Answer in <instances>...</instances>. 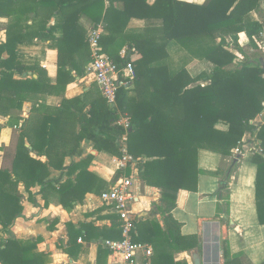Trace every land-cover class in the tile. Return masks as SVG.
Masks as SVG:
<instances>
[{
  "label": "trees",
  "instance_id": "16d2710c",
  "mask_svg": "<svg viewBox=\"0 0 264 264\" xmlns=\"http://www.w3.org/2000/svg\"><path fill=\"white\" fill-rule=\"evenodd\" d=\"M262 1L205 0L198 5L178 0H155L152 4L149 0H110L106 8L104 0H0V17L10 19L7 40L0 45V109H21L24 92L54 93L61 87L66 88L77 76L86 75L92 57L87 31L80 22L82 17L89 18L96 26L104 24L100 40L102 52L120 70L128 63L133 65L136 80L131 88L118 90L117 110L109 109L106 100L97 97L79 140L90 139L98 151L122 158L119 141L126 135V151L134 160L142 184L160 190L161 198L155 208L164 217L163 226L158 220L144 222L137 218L132 235L135 243L153 248L152 264H187L176 262L175 254L200 247L197 236L181 235V224L172 216L179 192L197 189L198 151L231 156L248 132L256 135L260 150L254 152L250 161L257 166L256 208L259 222L264 226V125L257 128L252 124L264 112V69L258 60L246 57L239 43L240 34H245L249 46L258 49L264 26L254 13ZM117 3L122 4L121 10L116 9ZM151 19L162 21L161 26L149 27L142 34L126 33L131 21ZM36 42L48 43L57 49L58 74L54 86L47 82L46 74L40 73V69L36 71L39 72L37 79L23 78L25 70L32 68L19 60L18 48ZM169 46L186 54L188 60L212 65V70L192 77L185 67L172 69L163 64L168 59ZM124 47H127L126 56L121 57ZM134 49L142 55L139 65L129 57ZM239 55L245 60L240 62ZM16 74L21 77L15 78ZM121 116L129 119L128 130L118 125ZM49 122L50 131L41 138L42 148L46 147L47 151L53 145L55 129L54 122ZM219 125L226 129L218 128ZM25 139L26 135L20 134V147L15 155L11 154L12 168L7 165L0 168V229L3 232L11 229L23 215L24 196L20 185L27 192L36 184L43 191L56 189L48 181V165L30 156ZM32 146L38 150L36 144ZM0 149L5 151L7 163L8 148ZM64 157L60 163L52 160L50 163L64 169ZM82 164L80 171L81 164L69 167V174L76 176L60 184L57 190L65 209L82 203L88 193L102 196L119 179L131 176L128 166L107 182L87 170V161ZM99 219L111 220L112 224L110 227H97L92 222L79 226L67 224L69 241L64 252L72 260L76 261L83 250L79 239L88 244L99 239L102 243L97 264L108 263L112 253L104 243L122 239L121 221L117 214ZM41 241L40 237L1 239L0 264H49L50 255L38 250ZM224 254L226 264H235L238 257L231 258L228 245Z\"/></svg>",
  "mask_w": 264,
  "mask_h": 264
},
{
  "label": "crops",
  "instance_id": "0c3cea01",
  "mask_svg": "<svg viewBox=\"0 0 264 264\" xmlns=\"http://www.w3.org/2000/svg\"><path fill=\"white\" fill-rule=\"evenodd\" d=\"M154 1L149 0V3L152 4ZM178 1L200 5L205 0ZM104 3L108 8L110 0H104ZM115 7L121 10L122 4L117 3ZM254 17L264 26V0L260 4L259 13L255 12ZM9 22L10 19L0 17V45L7 40ZM80 22L87 31V36L96 26L87 17H82ZM31 23L32 20H29L28 24ZM51 24H54V20ZM161 24L160 20H133L126 33L142 34L147 28L158 27ZM98 26H102L104 34V24ZM239 43L243 49L247 46L251 54H264V32L259 39L258 49L249 46L245 34H240ZM124 50H127V47L121 50V57ZM134 54H136L135 60H133ZM168 54V59L163 61V64L169 65L172 69L185 67L192 77L210 72L213 68L203 61L188 60L186 54L178 52L175 46L168 47ZM4 57L8 56L5 54ZM129 57L135 64L139 65L142 62V55L135 49L130 52ZM18 58L25 67L32 68L25 70L23 78L37 79L39 72L36 71L40 69V73L46 74L47 82L52 86L56 85L58 74L56 48L43 42H36L34 45L23 44L18 48ZM256 60L264 69V56ZM20 77V74L15 75L17 79ZM99 96L103 98L92 76L86 71L85 76H77L75 81L66 88L61 87L57 92H24L21 109L7 110L6 107L0 109L2 111L0 112V147L8 148L10 155L5 163V151L0 149V168L5 165L12 168L11 154H16L21 143L20 134L23 133L26 135L25 145L31 150L30 156L48 165V181L56 187L43 191L42 186L36 184L27 192L24 186L20 185V193L24 196L23 215L8 231L3 232L0 229V240H32L40 237L42 241L38 245V250L50 255L49 264H97L102 240L94 239L88 244L79 239L78 243L83 245V250L76 261L64 252L69 241L67 224L73 223L79 226L92 222L97 227L99 225L110 227L111 220L99 218L116 214L113 208L102 201L101 196L90 193L82 203L78 202L72 209H65L59 202L57 191L60 184L76 176L69 174L71 165L81 164L78 170L80 171L84 167L82 163L87 161V170L107 182H111L116 173L123 170L122 158L106 151H98L95 143L90 139L79 140L82 127L90 118L92 104ZM48 122L55 124L53 145L49 151L46 147L42 148L41 142L43 134L50 131L47 129ZM252 124L257 128L264 125V112ZM218 128L226 129L223 125H219ZM126 140L127 136L120 139V152L126 148ZM32 144H36L38 150H34ZM255 151H260L256 144V135L249 132L239 147L233 150L231 156L225 157L203 149L198 151L197 164L200 174L197 189L179 192L172 216L181 224V235L197 236L200 247L176 253L174 256L176 262L185 261L187 264H194L193 258L197 255L201 264H226L224 251L225 245H228L231 258L238 257L235 264L264 263V226L259 222L255 199L257 166L250 161ZM63 155H65L64 169H59L50 163L51 160L60 163ZM128 166L131 167L130 178L133 180L131 190L136 219L140 221L142 219L144 222L158 220L163 226L164 217L157 213L155 208V204L159 203L161 198L160 190L142 184L135 163H128ZM51 225H53L52 230ZM152 258L153 256L148 259L143 252H139L136 263L152 264ZM107 264H121V262L112 254Z\"/></svg>",
  "mask_w": 264,
  "mask_h": 264
},
{
  "label": "built area",
  "instance_id": "2783aa9c",
  "mask_svg": "<svg viewBox=\"0 0 264 264\" xmlns=\"http://www.w3.org/2000/svg\"><path fill=\"white\" fill-rule=\"evenodd\" d=\"M102 35V26H95L88 33L87 43L91 50L92 61L87 67V72L92 76L108 107L111 110H117L118 90L122 87L131 88L136 80V74L132 64L128 63L124 69L120 70L116 63L102 52L100 46ZM125 56L126 50L122 52V57ZM118 125L128 130L130 128L129 119L121 116ZM122 153L121 169L124 170L127 168V164L134 163V160L127 154L126 148L122 150ZM132 185L133 180L130 177H123L101 196L106 205L113 207L121 221L122 239L107 240L104 243V246L118 257L121 264H137L136 258L139 252H143L148 259L153 256L151 246L135 243L132 239L136 222L133 211Z\"/></svg>",
  "mask_w": 264,
  "mask_h": 264
},
{
  "label": "rangeland",
  "instance_id": "374dc122",
  "mask_svg": "<svg viewBox=\"0 0 264 264\" xmlns=\"http://www.w3.org/2000/svg\"><path fill=\"white\" fill-rule=\"evenodd\" d=\"M256 12L259 13V9H257ZM244 53H245L246 57L251 58V59H254V60L256 58H260L261 56H264V54H251V51H250V49L247 46H245V48H244ZM135 56H136V54H134L133 60H135ZM238 58H239L238 60L240 62H242V61L245 60V57L242 56V55H239Z\"/></svg>",
  "mask_w": 264,
  "mask_h": 264
},
{
  "label": "water",
  "instance_id": "95a60500",
  "mask_svg": "<svg viewBox=\"0 0 264 264\" xmlns=\"http://www.w3.org/2000/svg\"><path fill=\"white\" fill-rule=\"evenodd\" d=\"M193 261H194V264H201V260L199 259L197 255L194 256Z\"/></svg>",
  "mask_w": 264,
  "mask_h": 264
}]
</instances>
